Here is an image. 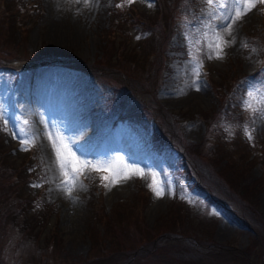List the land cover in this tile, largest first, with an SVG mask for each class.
Instances as JSON below:
<instances>
[{
	"label": "rangeland",
	"instance_id": "obj_1",
	"mask_svg": "<svg viewBox=\"0 0 264 264\" xmlns=\"http://www.w3.org/2000/svg\"><path fill=\"white\" fill-rule=\"evenodd\" d=\"M2 1L21 9L17 0ZM24 1L34 5L33 16L28 15L24 7L20 11L29 29L27 43L18 45V54H11V47L0 50V70L12 71L8 76L0 73V111L3 112L0 116V142L14 167L27 164L23 175L32 172L37 176L23 186V197L31 198L41 193L51 205L52 213L37 239L29 236L22 239L17 227L8 220L5 222L8 226L0 223V257L3 261L19 264L39 260L41 250H44V264H75L80 257L83 258L80 264H111L118 254L113 253L110 258L102 255L100 248L91 249L87 235L91 224H95L93 229L97 225L101 231L93 211L98 206L106 214L122 209L126 221L135 227L133 233L124 227L126 244L121 245L118 233L115 237L112 232L110 242L106 241L104 247L126 251L139 245L147 249L152 244H159V235L156 233L149 241L144 239V227L140 221L148 227H159L165 215L170 214V202L174 201L188 206L185 221L188 229L200 230L201 225L197 222L206 223L208 233L199 238L206 237L209 246H198L203 259H206L207 251L213 250L220 252L218 259H222L220 254L225 252L229 264L242 257V261L235 263L264 264V113H254L244 107L247 92L259 89L264 83L254 78L243 80L259 70L264 59V50H261L264 49V39L260 38L264 4H257L256 9L237 21L229 36L218 26L221 21L209 16L215 9L209 8L204 0H197L198 5L186 10L189 19L182 22L181 28L173 29L169 48L165 51L168 57L161 72L160 87L154 94L155 101L144 92L147 86L141 84L151 77H145V81L136 78L137 87L133 86L136 97L145 101L150 109L163 113L169 131L175 129L188 142H201L208 130L207 124L196 118L198 113L209 114L217 110L226 113L213 127L212 144L219 141L220 151L227 152L234 165L230 169V181L225 180L229 187L224 186L212 197L193 189L191 179L176 171L180 163L174 157L151 150L149 146L153 141L147 134L149 132L151 136L157 131L153 119L147 130L143 125L131 122L119 125L121 128L111 133L112 122L119 111L109 110L108 115L107 106L114 100L111 91L93 76L62 64L63 59L69 58L88 64L101 59L102 29L108 22L114 0ZM164 3L165 0H160L163 8ZM130 4L141 15H153L159 7L156 0H132ZM3 7L6 6L0 1V11ZM126 29L129 31V46H133L139 35L128 24ZM213 29L222 33L225 40L235 38V43L223 48L222 58L216 57L219 49L215 47ZM121 40L122 36L116 34L115 45ZM244 42L249 47H243ZM252 48L258 51L253 52ZM131 67L130 64L125 69L128 76ZM223 77L233 79L234 85L229 90L221 87L222 100L214 85L220 87ZM153 102L159 107H154ZM253 104L258 106L255 101ZM125 107L132 105L126 104ZM4 120L8 121L7 127ZM24 120L28 121L27 125L23 124ZM245 129L251 131V140ZM14 131L18 133L17 138H13ZM50 134L54 139L57 135L63 137V142L79 161L92 162L79 177L84 187L77 184L71 189V195L63 187H58L64 176L48 138ZM32 135L35 143L27 151L21 150V139ZM248 143L254 147L245 155L247 158L241 157L243 144ZM207 146L204 147L210 150ZM182 170L185 172L186 169L183 167ZM105 176L107 180L102 179ZM225 188L228 199L221 192ZM153 189L160 190L162 195L157 196ZM232 189L235 195L230 192ZM136 197H139L137 202ZM239 202L254 203L255 215L250 216L256 223L242 215ZM124 203L125 207L122 206ZM37 211L38 208H32L28 213L36 215ZM37 231L36 227L32 233ZM51 233L59 237V244L51 240ZM48 238L50 241L46 244ZM159 241L170 247L180 243L185 249L195 245L193 239L176 234ZM128 252L132 254L128 250L124 255ZM196 264L204 263L197 260Z\"/></svg>",
	"mask_w": 264,
	"mask_h": 264
},
{
	"label": "trees",
	"instance_id": "obj_2",
	"mask_svg": "<svg viewBox=\"0 0 264 264\" xmlns=\"http://www.w3.org/2000/svg\"><path fill=\"white\" fill-rule=\"evenodd\" d=\"M0 1L6 6V9L3 7V10L0 11V50L11 47V54H18L20 47L18 45L27 43V33L29 31L28 27H26L27 22L23 19L25 16L22 17L20 11L22 7H24L29 13L27 14L33 16V2L28 3L24 0H17L16 2V0H11L15 1L19 7H21V9H19L11 5V3ZM156 3L159 7L153 15H141L130 3H126L124 0H114L109 9L108 22L102 29L100 41V48L102 50V55H100L101 59L95 63L88 64L69 58L68 60L63 59L62 64L93 76L98 83L111 91L114 100L109 102L107 111L111 110L115 112V110H119L116 113L114 122H112V132H116L118 128H121L118 127L119 125L124 126L131 122L143 125L147 130L148 123L153 119L156 123L157 131L151 136L149 132L147 134L153 141L149 146L152 148L151 150L158 151L159 153L166 152L168 153L167 156L174 157L175 161L180 163L176 171L186 178L191 179L193 189L198 192H204L206 196L215 197L214 194H216L219 189L221 190L224 186H226V188L229 187L225 180L232 174L230 169L234 165L229 154L225 151H220L219 141H216L214 145L212 144V137L215 135V129H213V127L217 124L219 117L224 116L226 113L223 110L222 112L221 110H217L209 114L202 113L199 115L198 113L196 118L203 120V122L207 124L208 130L201 142H188L184 140L179 132L176 133L175 129H171L172 132H170L167 126V120L163 117V113H158V111H156L157 109L154 108L150 109V107L147 106L148 104L136 97L134 93V87H137L135 85L136 78H144L145 81V77H151L148 81L141 82V84H143V87L147 86V88L142 89H144V92L155 101L154 94L160 87L161 72L165 67V59L168 57L165 51L169 48V40L173 34V29L181 28L182 22L189 19L186 16V10L198 5L197 0H165L164 8L161 7L160 0H156ZM121 4L123 5L122 7H117V5ZM127 24L132 26L139 35V39L133 46H129L128 43L129 31L126 29ZM116 34H120L123 38V40L119 41L117 46L114 43ZM260 38L264 39V24L260 33ZM7 44H10V46ZM1 61L2 57L0 56V63H2ZM130 64L132 67L131 73H129L128 76L125 69L129 67ZM0 73L8 76L12 74V71L0 70ZM249 78H254L253 80L264 83V59L259 70L251 76L244 77L243 80ZM232 80L233 79L223 77L220 87L217 88V86L214 85L215 91L222 100L224 99V95L222 97L221 87L229 90L234 83V80ZM244 82H246V80ZM212 84L214 83L212 82ZM126 104H131L132 107L127 108L125 107ZM153 104L154 107H159L156 102H153ZM110 113L109 111L108 115H110ZM127 119L131 121H127ZM174 119L178 122L177 118ZM176 127H178V124ZM206 144L208 145L207 147L211 148L210 150L204 147ZM243 145L245 146L242 149L241 157L244 155V158H247L245 155L247 156V154L252 151L251 148H253L254 145L252 143ZM198 153H201V155ZM26 166L27 164L24 166L21 164L19 167H14L12 162L7 158L0 142V223L4 226H8V224L5 223L8 220L10 224L17 227L22 239L28 236L32 239H37L42 229L47 224L52 209L51 205L45 201L41 193H37L38 195H34L31 198L23 197V186L28 181L37 179L36 174L32 172H30V174L28 173L27 176L23 175ZM183 167L186 169L185 172L182 170ZM229 181L228 178V182ZM226 188L221 192L227 198L229 193ZM230 192L235 195L233 189ZM229 198L233 202L236 201V199L231 196H229ZM138 199L139 197H136V202ZM170 203L168 211L170 214L165 215L159 227H156V225L148 227L140 221L144 227L142 230L143 238L149 241V239L151 237L153 238L157 233L159 235V244H152L148 246L147 249L136 245L132 249H125L126 251H132V254L128 252L125 255L124 253L126 251H115L104 246H107V243L110 242L109 237L112 232L115 237L116 233H118L121 239V245L126 244L124 227L126 226L129 228L131 233H133L135 227L133 224L126 221V213L122 209L121 212L114 209L106 214L101 212L100 206H98L96 210L93 211V214L96 217V221H98L97 223L101 225V231L98 230L97 225L94 226L95 228L93 229V225H95L93 223L91 224V229L88 227L89 232H87V235L91 241V249L97 250V248H100L102 255L110 258L113 253L118 254L119 257L113 259L114 262H111V264H167V262L173 264H190L193 262L192 264H196L197 260L202 261L204 264H229V258H227L225 252H221L220 255L222 259H218L217 257L220 256L217 255L220 252L217 253L213 250H209L206 252V259H203L204 257L201 256V251L198 246H209L206 237L204 239L199 238L201 234L208 233V228L205 227L206 223L202 220L197 222L201 225V232L193 227L188 229L187 226H185V221L188 219V206L176 204L174 201ZM246 203H238L241 208L240 211L244 217L256 223L250 216L255 215L254 203ZM125 205L126 203L122 206L125 207ZM32 208H38L36 215L28 213ZM132 209H134L133 206ZM166 216H168L167 219ZM36 227L38 231L32 233ZM171 234H176L181 238H191L194 240L195 245H191V248L185 249L182 248L183 246L180 243L179 246L170 247L167 243H161L159 241L160 238H167ZM135 236L140 235L136 234ZM50 237L54 243L59 244L61 242L56 233H51ZM45 240L46 244H48L50 238ZM41 252V259H33L26 263L22 262L19 264H44V250H41ZM212 257L214 258L211 259ZM84 258L86 259L87 256ZM82 259V257L78 258L75 264H80ZM226 259H228V261ZM243 259L242 257V259L240 258L238 261L233 260L230 264H242L235 262L242 261ZM165 260H167V262H165ZM0 264H6L1 257Z\"/></svg>",
	"mask_w": 264,
	"mask_h": 264
},
{
	"label": "snow or ice",
	"instance_id": "obj_3",
	"mask_svg": "<svg viewBox=\"0 0 264 264\" xmlns=\"http://www.w3.org/2000/svg\"><path fill=\"white\" fill-rule=\"evenodd\" d=\"M126 3H131L132 0H124ZM204 3L209 8H214V12H210L209 16H211L214 20L221 21V24L218 26L225 29L229 36L232 35L233 25L239 21L243 16L247 15L253 9L257 8V4H264V0H204ZM123 5H117V7H122ZM151 6V5H150ZM223 13V14H221ZM209 27H211V21H209ZM215 47L219 49L216 53L217 58H222L223 48L228 46L230 43H235V38L231 41L225 40L224 36L220 32H215ZM139 39V37H137ZM243 47L247 48L249 45L244 42L242 44ZM264 50V49H261ZM251 51H258L256 48H252ZM211 58V57H209ZM253 101L256 102L258 106L254 107ZM244 107L246 110L252 111L254 113H264V85H262L259 89L254 91L247 92V99L244 101ZM0 116H3V112L0 111ZM5 127H7L8 121L4 120ZM23 124L27 125L28 121L24 120ZM20 131H23L22 129ZM245 134L248 138L252 139L251 131L245 129ZM13 138H17L18 133H12ZM27 136L28 134L25 133ZM49 140L52 141V148L56 154L57 163L59 165V169L64 176V180L61 182L58 187H63L69 195H71V189L77 184L80 187H84L83 183L79 181L80 175L83 173L84 168L88 167L92 164L91 161H79L75 156V153L71 152L68 148V145L63 142V137L57 135V139H54L50 134L48 136ZM21 150L27 151L28 147L35 143V136H29L28 139H21ZM99 163V162H97ZM91 170V169H90ZM128 178V177H125ZM102 179L107 180L108 177H102ZM115 182V181H114ZM39 185H34V187H38ZM107 186V185H105ZM152 187V185H149ZM156 192L157 196L162 195V192L158 189H153Z\"/></svg>",
	"mask_w": 264,
	"mask_h": 264
},
{
	"label": "bare ground",
	"instance_id": "obj_4",
	"mask_svg": "<svg viewBox=\"0 0 264 264\" xmlns=\"http://www.w3.org/2000/svg\"><path fill=\"white\" fill-rule=\"evenodd\" d=\"M58 2V0H56ZM64 8V7H63Z\"/></svg>",
	"mask_w": 264,
	"mask_h": 264
}]
</instances>
